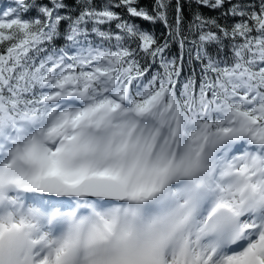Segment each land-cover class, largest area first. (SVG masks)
Returning <instances> with one entry per match:
<instances>
[{"label":"snow or ice","instance_id":"6c2138e0","mask_svg":"<svg viewBox=\"0 0 264 264\" xmlns=\"http://www.w3.org/2000/svg\"><path fill=\"white\" fill-rule=\"evenodd\" d=\"M194 3L0 7V264H264V0Z\"/></svg>","mask_w":264,"mask_h":264},{"label":"trees","instance_id":"16d2710c","mask_svg":"<svg viewBox=\"0 0 264 264\" xmlns=\"http://www.w3.org/2000/svg\"><path fill=\"white\" fill-rule=\"evenodd\" d=\"M71 3H75V0H70ZM12 3V0H0V7L2 6H7L9 4ZM154 3V0H140V5L142 7H144L146 10L151 11L152 5ZM173 3H175V0H173ZM183 26L185 31H187L188 25L190 23V21L192 20L193 14L196 11H201L203 15L205 16H211V17H219V12H215L212 11L210 9H203L200 8L198 9L197 6L194 3V0H183ZM229 23H231L232 21L229 20ZM136 23L140 24V26L148 31H151L153 33H155V35L157 37L161 38V42H162V37L163 34L165 32L164 26L162 23H156V24H151L147 21H143V20H136ZM220 23H225L224 20H220ZM209 51L213 54H215V47L214 46H209ZM171 55H175V56H179L180 54V50L178 45H172L171 47ZM190 71V67L187 65H185V74L187 75ZM197 73L199 74V67L197 66Z\"/></svg>","mask_w":264,"mask_h":264}]
</instances>
